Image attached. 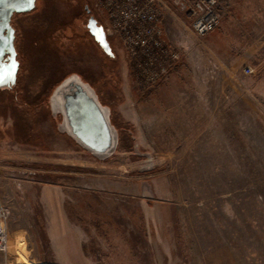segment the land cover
Returning <instances> with one entry per match:
<instances>
[{
    "label": "rangeland",
    "instance_id": "1",
    "mask_svg": "<svg viewBox=\"0 0 264 264\" xmlns=\"http://www.w3.org/2000/svg\"><path fill=\"white\" fill-rule=\"evenodd\" d=\"M163 3L179 58L155 84L96 0H36L16 16L19 81L0 91L11 210L0 264H264V0H221L206 36ZM86 4L113 56L86 27ZM72 73L111 108L120 137L105 159L58 130L49 97ZM47 192L63 201L57 234Z\"/></svg>",
    "mask_w": 264,
    "mask_h": 264
},
{
    "label": "built area",
    "instance_id": "2",
    "mask_svg": "<svg viewBox=\"0 0 264 264\" xmlns=\"http://www.w3.org/2000/svg\"><path fill=\"white\" fill-rule=\"evenodd\" d=\"M192 19L193 31L199 36L211 33L221 22V0H172ZM106 11L110 35L122 38L129 55L134 59L142 79L157 83L168 73L169 66L179 58L178 50L165 39L161 7L163 0H96ZM160 5H162L160 7ZM107 34V33H106ZM244 73H255L247 65ZM10 208L0 199V254H7Z\"/></svg>",
    "mask_w": 264,
    "mask_h": 264
},
{
    "label": "water",
    "instance_id": "3",
    "mask_svg": "<svg viewBox=\"0 0 264 264\" xmlns=\"http://www.w3.org/2000/svg\"><path fill=\"white\" fill-rule=\"evenodd\" d=\"M36 6L33 0L30 10ZM9 3L0 4V23H9L14 12ZM91 33L95 40L106 51L113 56V50L107 34L102 25H98L97 19L92 17L89 21ZM13 31V28H12ZM14 33L7 38L10 45L12 58L16 68L12 65L7 68L12 73L11 81L13 85L6 88L12 89L16 84V72L19 61L16 59L14 45ZM51 111L57 120L58 130L66 133L77 144L99 159H105L115 153L119 145V131L111 118V108L103 104L96 89L90 82L85 80L80 74L72 73L65 77L53 90L49 97ZM60 115V118L58 116Z\"/></svg>",
    "mask_w": 264,
    "mask_h": 264
},
{
    "label": "flooded vegetation",
    "instance_id": "4",
    "mask_svg": "<svg viewBox=\"0 0 264 264\" xmlns=\"http://www.w3.org/2000/svg\"><path fill=\"white\" fill-rule=\"evenodd\" d=\"M85 14L88 16L87 18V24L86 27H88L89 31H91V28L89 27V21L92 17H95L96 15L93 12V10L89 7L88 4L85 5ZM26 13L23 12H14L12 15L9 23L2 22L0 23V91L7 90L9 88H6L8 85H13V81L8 78L9 69L7 68L8 65H12L14 59L12 58V53L10 49V45L7 44V38L12 36V32L14 33V45L15 50L17 52L16 59L19 61V66L17 68L16 72V84L15 86L10 89L13 90L17 85L19 81V72L21 70V61L19 60V50L17 46V36H18V24L16 23V16ZM98 25L99 22H98ZM13 28V31H12Z\"/></svg>",
    "mask_w": 264,
    "mask_h": 264
},
{
    "label": "crops",
    "instance_id": "5",
    "mask_svg": "<svg viewBox=\"0 0 264 264\" xmlns=\"http://www.w3.org/2000/svg\"><path fill=\"white\" fill-rule=\"evenodd\" d=\"M46 198L49 199V203L50 206L52 207L51 210V219L50 222L53 224L52 226L54 227V229H52L51 231L55 232L57 234V232L61 231V229H58V225H63L65 222V217H64V210H63V201L62 199H57V196L55 195L54 198L52 197V195L48 194V192L46 193ZM51 199H50V198ZM47 199V200H48ZM54 201V203H53Z\"/></svg>",
    "mask_w": 264,
    "mask_h": 264
},
{
    "label": "snow or ice",
    "instance_id": "6",
    "mask_svg": "<svg viewBox=\"0 0 264 264\" xmlns=\"http://www.w3.org/2000/svg\"><path fill=\"white\" fill-rule=\"evenodd\" d=\"M9 3L11 10L23 11L30 10L32 7L33 0H0V4ZM16 65L13 63L12 69H15ZM8 78H12V73L9 72Z\"/></svg>",
    "mask_w": 264,
    "mask_h": 264
}]
</instances>
